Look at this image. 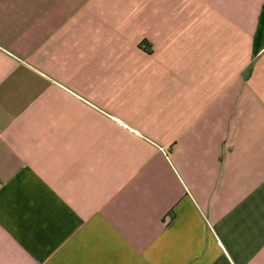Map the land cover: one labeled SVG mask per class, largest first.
Returning a JSON list of instances; mask_svg holds the SVG:
<instances>
[{"label":"crops","instance_id":"1","mask_svg":"<svg viewBox=\"0 0 264 264\" xmlns=\"http://www.w3.org/2000/svg\"><path fill=\"white\" fill-rule=\"evenodd\" d=\"M0 264H264V0H0Z\"/></svg>","mask_w":264,"mask_h":264}]
</instances>
